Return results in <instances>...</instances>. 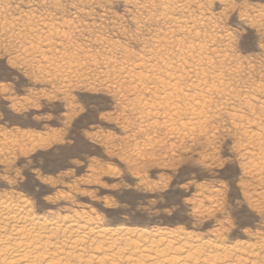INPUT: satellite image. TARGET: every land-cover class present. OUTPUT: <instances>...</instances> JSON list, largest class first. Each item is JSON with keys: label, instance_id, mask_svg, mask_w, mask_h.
Instances as JSON below:
<instances>
[{"label": "rangeland", "instance_id": "1", "mask_svg": "<svg viewBox=\"0 0 264 264\" xmlns=\"http://www.w3.org/2000/svg\"><path fill=\"white\" fill-rule=\"evenodd\" d=\"M0 196L263 251L264 0H0Z\"/></svg>", "mask_w": 264, "mask_h": 264}, {"label": "bare ground", "instance_id": "2", "mask_svg": "<svg viewBox=\"0 0 264 264\" xmlns=\"http://www.w3.org/2000/svg\"><path fill=\"white\" fill-rule=\"evenodd\" d=\"M184 50L186 51L185 48ZM199 60L202 62V59ZM187 77L189 78V74ZM198 104H195L196 107ZM201 112L199 114H203ZM178 113L181 115V112ZM185 113L186 116L191 114L193 117L192 113L187 114V111ZM201 116L196 114L195 117ZM198 118L194 120L197 121ZM32 211L25 201L0 196V264H264V255L261 257L259 255L264 250L257 254L253 244L252 247L251 245L243 247L240 244L226 245L222 243L223 240L222 242L203 240L204 238L201 240L193 238L189 233L181 235L177 232L175 235L164 232L165 230L147 233L122 227L109 229L102 227L97 221L95 223V219L74 215L66 217L67 219L63 220L66 224L59 226L62 218L60 222L39 219ZM218 237L220 238V235ZM263 243L262 241L258 244ZM244 254H247L245 258L251 260L242 259L241 256Z\"/></svg>", "mask_w": 264, "mask_h": 264}, {"label": "snow or ice", "instance_id": "3", "mask_svg": "<svg viewBox=\"0 0 264 264\" xmlns=\"http://www.w3.org/2000/svg\"><path fill=\"white\" fill-rule=\"evenodd\" d=\"M236 39L239 42V44H240L241 47H244L245 46V43H246V39L247 38H243V37H240L239 35H237Z\"/></svg>", "mask_w": 264, "mask_h": 264}]
</instances>
